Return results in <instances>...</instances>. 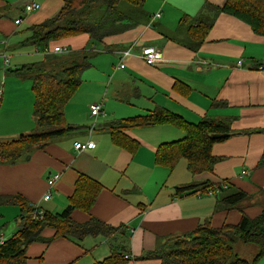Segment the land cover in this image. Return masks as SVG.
<instances>
[{
	"label": "crops",
	"instance_id": "0c3cea01",
	"mask_svg": "<svg viewBox=\"0 0 264 264\" xmlns=\"http://www.w3.org/2000/svg\"><path fill=\"white\" fill-rule=\"evenodd\" d=\"M226 1L145 0L144 10H132L134 25L104 38L64 106L71 129L32 151L28 160L0 162V245L20 227L16 196L50 214L73 205L70 218L76 224L94 218L128 232L127 238L119 229L120 235L111 238L100 234L78 239L45 227L41 236L49 241L30 243L24 264H95L110 256L111 246L123 244L131 256L126 264H160L143 257L164 237L188 233L207 220L216 228L235 225L239 208L251 218L261 213L264 36L234 16L216 13L215 7ZM29 3L40 8L27 13ZM61 5L62 0H0V146L35 128L32 82L15 70L47 56L43 47L25 41L30 28L55 15ZM207 22L212 25L197 46L191 28ZM89 42L82 33L50 42L49 47H67L70 53ZM147 46L161 52L160 62L144 61L142 49ZM95 102L102 108L98 115L90 110ZM160 108L194 124L206 117L228 124L234 134L211 146L216 158L211 172L192 175L184 158L173 167L156 161L160 144L186 136L169 123L134 125L132 120ZM89 141L92 148H74L76 142ZM55 173L60 177L49 186L47 180ZM193 182L213 183L217 191L175 196L177 187ZM219 186L231 193L242 190L248 198L223 209L216 199L224 194ZM78 199L92 201L88 207L74 205Z\"/></svg>",
	"mask_w": 264,
	"mask_h": 264
},
{
	"label": "trees",
	"instance_id": "16d2710c",
	"mask_svg": "<svg viewBox=\"0 0 264 264\" xmlns=\"http://www.w3.org/2000/svg\"><path fill=\"white\" fill-rule=\"evenodd\" d=\"M145 0H62V5L55 15L30 28V37L26 44L44 48L50 42L67 36L87 34L90 42L87 47L77 52L66 54H45L43 61L24 65L15 71L28 77L32 82L35 95L33 116L35 128L31 133L4 142L0 146V162L15 163L28 160L30 153L49 145L55 138L66 134L71 128L67 126L64 106L73 96L81 82V75L90 64L91 56L97 51L96 46L104 38L126 31L137 21L133 20L132 10L139 9ZM216 13H226L247 23L254 33L264 36V0H227L222 7H215ZM128 21V22H123ZM212 23H201L191 28L197 46L207 35ZM190 30V31H191ZM64 63V64H63ZM134 125L173 124L185 131V138L160 144L156 161L173 167L178 158L187 161L192 175L211 172L216 158L211 155L214 142L223 141L234 132L220 121L209 117L194 124L164 109H157L145 118L132 120ZM262 130H253L257 132ZM227 133L226 137L212 138L213 134ZM85 181L84 178H82ZM224 183V182H223ZM215 184L210 182H193L176 188L175 196L195 193H216ZM227 187L229 186L226 183ZM225 194L218 195L217 203L231 209L248 198L242 191H227L219 186ZM94 199V198H92ZM90 201L78 199L74 205ZM22 210L18 232L12 239L0 245V264H24L25 250L34 241L46 240L41 236L45 227L56 229L55 235L74 236L82 239L86 235H103L111 238L121 234L127 238L128 232L123 228H113L92 218L85 224H76L70 218L73 205L68 206L61 214L45 212L41 220L33 218L34 206H29L22 197H14ZM262 210L256 217H249L239 208L240 220L237 224L224 223L213 227L210 220L198 225L194 230L169 235L161 239L159 245L144 254L145 259L159 260L160 264H257L264 257V201ZM253 244L257 253L251 260L239 257L234 250L237 243ZM108 258L95 264H126L131 259L128 248L111 246ZM128 256V257H126Z\"/></svg>",
	"mask_w": 264,
	"mask_h": 264
},
{
	"label": "built area",
	"instance_id": "2783aa9c",
	"mask_svg": "<svg viewBox=\"0 0 264 264\" xmlns=\"http://www.w3.org/2000/svg\"><path fill=\"white\" fill-rule=\"evenodd\" d=\"M39 8H40V5L35 4V3H29V4L25 5V12L29 13V12H31L33 10H37ZM158 14L159 13H157L156 15L158 16ZM19 22H20V19H17L15 21L16 24H18ZM68 52H69V48H67V47L65 48L62 46L49 47V45H47L43 48L44 54H51V53H55V54L63 53L64 54V53H68ZM1 56L3 57L5 63L7 64L8 58H7L6 52H3L1 54ZM142 58L144 59V61L147 64L155 65L162 60V55H161V52L158 51L156 48H154L152 46H147V47L142 49ZM119 66L123 67V64H119ZM90 110H91L92 115H98L100 112H102L101 105L98 103L91 104ZM93 145H94V143L91 141H89L87 143L76 142L74 145V148L77 151H84L86 149L92 148ZM59 177H60V175L58 173H55L50 178H48L47 183L49 184V186H52L59 179ZM44 214H45V211L43 209H41L39 206H34V210L32 212L33 218H35L36 220H41L43 218ZM126 257H128V256H126Z\"/></svg>",
	"mask_w": 264,
	"mask_h": 264
},
{
	"label": "rangeland",
	"instance_id": "374dc122",
	"mask_svg": "<svg viewBox=\"0 0 264 264\" xmlns=\"http://www.w3.org/2000/svg\"><path fill=\"white\" fill-rule=\"evenodd\" d=\"M143 6H144V3L141 6H139L140 10H144ZM96 49H99V45L96 46ZM60 54H63V53H59V55ZM37 56L38 55H35L34 56L35 58L33 57L34 60L36 59ZM60 56H65V55H60ZM95 103H97V102H95ZM234 250H235V253L239 257H241L243 259H246L248 261L251 260L255 256V254L257 253V247L255 245H253V244L246 245V244H243V243H240V242L234 245ZM257 264H264V257L261 258Z\"/></svg>",
	"mask_w": 264,
	"mask_h": 264
},
{
	"label": "water",
	"instance_id": "95a60500",
	"mask_svg": "<svg viewBox=\"0 0 264 264\" xmlns=\"http://www.w3.org/2000/svg\"><path fill=\"white\" fill-rule=\"evenodd\" d=\"M227 135H229V134H227V133H218V134H213L211 137L212 138H222V137H226Z\"/></svg>",
	"mask_w": 264,
	"mask_h": 264
}]
</instances>
